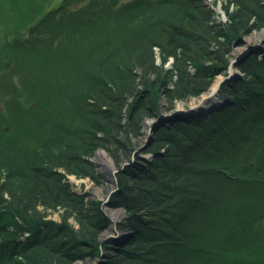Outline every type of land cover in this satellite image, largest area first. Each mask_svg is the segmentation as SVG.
<instances>
[{
  "label": "trees",
  "instance_id": "trees-1",
  "mask_svg": "<svg viewBox=\"0 0 264 264\" xmlns=\"http://www.w3.org/2000/svg\"><path fill=\"white\" fill-rule=\"evenodd\" d=\"M222 2L226 23H215L202 0H0V71L21 53L42 83L57 70L68 85L76 82L72 98L58 104L66 121L46 113L43 102L41 113L22 111L15 124L0 126V264H73L125 241L116 264H264V44L237 66L242 76L219 86L223 107L180 116L156 132L152 163H133L137 151L127 144L137 112L166 123L157 99L172 75L179 81L170 113L177 100L207 93L208 77L228 74L235 54L226 47L239 46L250 23L264 30V0ZM82 31L74 46L63 42ZM42 34L57 50L78 47L81 61L69 51L37 53L32 35ZM155 48L164 61L174 58L170 77L156 70ZM132 113L125 128L119 121ZM98 149L117 167L129 163L110 200L127 204L115 223L128 234L124 242L102 240L108 220L101 201L76 197L65 180L91 177L87 158ZM56 210L61 224L47 218Z\"/></svg>",
  "mask_w": 264,
  "mask_h": 264
},
{
  "label": "rangeland",
  "instance_id": "rangeland-1",
  "mask_svg": "<svg viewBox=\"0 0 264 264\" xmlns=\"http://www.w3.org/2000/svg\"><path fill=\"white\" fill-rule=\"evenodd\" d=\"M59 2L60 0H55V4H58ZM202 2L205 8L212 11V13H210V17L212 16V20H214L215 23L227 22L228 17L222 8V0H202ZM61 21L64 22V19H62ZM256 23L257 22L255 21H253V23H250L246 31L243 32L242 40L240 41L239 46L228 45L226 47V45L223 44V46L227 48L228 53L235 54V57L230 59L228 74L223 75L221 73H218L217 75L215 74V76H212L213 74H209V76H212V79H209V77L207 79L209 80L211 86L207 93L201 95L199 98H196L195 96H186L183 97L182 100H177L174 103L175 109L172 113L167 111V107L170 102V92L176 88V85L179 81L176 75H172V77H170V74H174L172 71L175 67V61L171 56L168 57L166 61H164L160 50L157 48L154 49V65L156 67V70L161 68L165 69L166 73H169V77L171 78L169 79V81L165 82L162 91L157 99L160 103V113L163 114V117H165L166 123L161 125L162 117L148 118L144 115H140V113L137 112L136 115L139 116L140 119L136 126V129H134L132 125L131 130L127 127L126 123L130 122V119L134 117V113H132L131 117L129 116L128 118L127 115H123L122 119L119 122L122 126H125V128L127 127V134L130 135V139L132 140L130 143L127 142V144L128 146L132 145L134 148H136L135 151H137L132 157L133 163L142 166L145 163L144 161H146L147 163H152L156 159V156L152 154V151L160 144V140H157L155 137L156 132L158 130H161L163 126H166V128L168 129V126H170V124H173L171 123V121L173 120V122H177L176 118H173L174 114L186 112V114H183V116H208L214 110H218L225 105V102L223 104L221 103L224 100H222V98L217 94V91L208 106H201L200 104L201 100L203 98H206L212 92L214 86L217 83L219 87L223 83L227 84L228 81L234 79L238 75L242 76L241 71L238 70L235 65L237 60L250 47L264 44V30L260 29V31L258 32L257 29H259L260 26ZM63 26L68 27V23L64 22ZM69 26H71V24ZM247 31L249 33H247ZM245 33H247V36ZM83 34L84 31H82L81 35H69L67 38L63 39V42L67 44V46H74V40L81 37ZM32 36L35 40H37L33 43L35 45L34 49L37 53L44 55L43 52H46L47 55H51V53H54L55 55H61L62 51L64 52V54L69 51V56L73 55L76 58L74 60L76 61V64L81 61V58L79 57L78 47L76 49L72 48V50H70L69 48L67 49V47H64V43H60L58 44V46L61 49L57 50V48L51 47L50 45H45V43L48 42L45 41V38H49L47 34ZM219 42H224V39L219 40ZM216 49L219 50V48ZM20 50L18 51L20 52ZM3 52L4 54H6L8 53V50L3 48ZM80 52H82V49L80 50ZM253 52L257 51H252L248 56H246L245 60H249ZM50 61L52 60H48L47 63H49ZM2 66L4 67V69L0 71V126L2 125L4 126V128H7L6 124L8 125L9 122H11V124H15L18 118L16 117L17 114L22 111L23 113H26L28 111L32 114L41 113V111L36 110L41 109L43 102H47L51 107H49L50 109L47 108L45 110L46 113H55L56 117H58L61 113L63 114L64 121L67 120L66 114L60 112V110L58 109L60 107H58V104L61 102L63 97L65 96L66 98L70 99L72 98V93L74 92V81L71 82L70 85H68V79L66 78L67 74L63 75L60 70H57L55 76L52 75L47 78V83H42V81H39L36 76L37 70L34 69V63H31L30 65L26 64L23 56H21V53H19L14 63L4 61ZM61 68H63V66H61ZM74 69L78 68L75 67ZM189 72L193 76L194 70L192 68ZM238 82L239 81H235L234 84L238 85ZM63 83H67L65 89H63ZM185 89L186 93H188L189 88L185 87ZM144 99L145 105H148L149 98L145 96ZM61 117H59L58 120H60ZM118 149L120 151L119 154L123 153L121 152V146H118ZM87 160L92 164L90 174L92 178H77L74 175H66L65 180L70 188V192L78 198L83 197L85 202L89 200L101 201L102 213L108 220V224H106V228L103 232L102 240L105 241L108 238L121 240V238L125 236L126 238L123 239L124 242L127 239L128 234L118 233V229L115 223L123 220L126 217L125 205L127 204H125V199L123 198L115 200V202L111 204L110 200L112 195L117 190V174H119L124 166H127L129 163L127 164V161L125 159L120 164V166L117 167L108 152L104 149L96 150L94 156H92V158H87ZM134 180H136V175L133 174L125 181L127 182V184H132ZM47 213L48 219H52L57 224L63 223L60 217V210L49 211ZM68 223H71L72 226L76 225L72 219H69ZM261 230L264 232V225L262 226ZM131 238L132 237H130V239ZM125 244L126 241L117 245L119 249H116L115 247L109 249V251H103L101 256L97 255L95 257H90L88 255H81V257L83 256L82 258L75 257L73 264H116L118 258H125V255L122 254L123 251L120 250L124 248ZM128 249H131V246H129ZM117 251H120L121 254L118 255Z\"/></svg>",
  "mask_w": 264,
  "mask_h": 264
},
{
  "label": "water",
  "instance_id": "water-1",
  "mask_svg": "<svg viewBox=\"0 0 264 264\" xmlns=\"http://www.w3.org/2000/svg\"><path fill=\"white\" fill-rule=\"evenodd\" d=\"M256 46H254V47H250L238 60H237V62H236V67L237 66H239L242 62H243V60L246 58V56H248L250 53H251V51L255 48ZM218 90V83L214 86V88H213V90H212V92L206 97V98H203L202 100H201V106H208V104L212 101V99H213V97H214V95H215V93H216V91ZM183 114H186V112H181L180 114H174V116H173V118H178V117H180V116H183Z\"/></svg>",
  "mask_w": 264,
  "mask_h": 264
},
{
  "label": "bare ground",
  "instance_id": "bare-ground-1",
  "mask_svg": "<svg viewBox=\"0 0 264 264\" xmlns=\"http://www.w3.org/2000/svg\"><path fill=\"white\" fill-rule=\"evenodd\" d=\"M239 76V75H238ZM221 90L220 87H218V90H217V94H218V91ZM223 100V99H222ZM225 101L221 102L222 104L224 103Z\"/></svg>",
  "mask_w": 264,
  "mask_h": 264
}]
</instances>
